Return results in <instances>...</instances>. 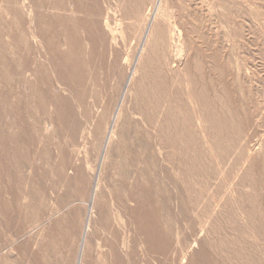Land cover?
Segmentation results:
<instances>
[{"label":"rangeland","instance_id":"1","mask_svg":"<svg viewBox=\"0 0 264 264\" xmlns=\"http://www.w3.org/2000/svg\"><path fill=\"white\" fill-rule=\"evenodd\" d=\"M211 1L212 2H210V0H203L202 2V0H200L198 3L197 0H176V6L171 8V13L175 21L179 19L177 23L182 27L181 33L184 41L182 51L183 59L180 68H177L178 73L173 74L172 78H168L167 84H164L165 87H167V94H169V89H172V91L174 89H182L185 92L182 99L186 105L187 112H189V114L191 113L190 115L188 114L189 119L187 127L189 131L186 129L187 132H185L189 134H185V138H183L184 141L182 140L184 144L189 145H184L185 147H183V143L180 138H178V144L176 143L178 146L174 145L175 147H173V150H170L172 153H175L174 155L177 157L178 154H180L178 150L182 148L180 149L181 154L184 150L186 156L183 155L186 157V160L187 158L188 160H196H194V165H198H195V168L201 169V167H208V169L212 170V173H210L209 170V173L207 171L209 177L213 176L210 178L211 181H207L208 176L204 174L205 177L203 176L198 179L200 182H207L206 184L211 183L212 186L216 185L214 184L216 182L220 184L216 194L212 188L204 189L207 192L203 190L204 194L203 191L193 193V198H195L193 199L191 196L188 199L191 200L192 198L193 203H187V200L186 207L203 206L206 207V212H209L210 209L208 208H210L209 205H211V202L213 203L214 200H218L219 208H217L212 215L215 214L216 218L219 220V224L216 226L219 225V227H222L224 220L226 218L228 219L232 211L235 215L239 216L242 212L241 210L251 206L250 202L252 201L254 202L253 204H256L259 209H261L264 217V0ZM102 2L104 8L105 5L116 8L118 4L117 8L120 6L125 9L124 13L125 11L127 12L125 16L127 17L129 15L134 23L131 21L130 23L133 24L131 26V24L128 23V17L122 19L120 17V11H115L114 16L118 21L113 25L114 40H111L106 47H98L92 62H88V60L84 58L86 76L81 83V89L85 91L84 102L79 101L74 87L71 88L60 82L56 83L57 91L66 99L67 106L70 112L72 111L71 116L68 118V123L72 125L74 118L80 121V123H82V134L74 139L70 132V128H68L70 124H68L67 127L61 126L62 128L59 130L55 127L56 124L49 120L50 116L47 114L45 116L43 113L42 115L40 114V118H42L44 127L42 128L40 126L41 128L37 131H32V134L31 132L26 134L24 132L21 133V131L15 133V129L8 130V132L19 134L21 137L23 135L25 138L31 134L32 138L34 139L35 137L36 140L34 139L35 142L26 145L27 153L25 155H27V160H25V163L27 164L19 167L16 163H13V166L8 167L9 169L11 168L12 174H5L2 172L3 181H6L8 186L4 183V185L7 186L6 191L3 188L0 196L1 200H6L9 206L6 207L7 225L5 230L2 223H0V237L5 238V245H3L0 252L3 251V254L7 258L5 262L1 261L0 264H75L76 262L75 259H77L78 245L86 210L84 202L87 201L91 191L92 178L98 164L101 145L110 117L124 87V83L135 64L136 57L139 54L141 55L139 61L141 65L144 64V66L149 67L150 64V61H148L150 59L146 57L145 53V51H148V47H150V41L142 39V34L144 32L142 19L143 17L146 18L145 15L149 12L151 0H102ZM177 7L179 9H177ZM133 10L139 11V14L141 13L139 17H137L138 15L131 16L130 13H133ZM4 12L6 13V11ZM6 17L9 18L12 16L6 13ZM87 50H89V45H86V53H88ZM92 73L96 76V81H98L97 84H93L94 81L91 78ZM105 78L109 80V89L106 90L104 85H102ZM184 78L188 79V81H182ZM190 78L193 84L190 82ZM5 88L10 91L7 99L8 105L6 106L11 108V110L5 107L4 110H1V115H3L4 119L14 120L18 124H21L25 119L22 107L24 87L22 84L15 81L5 86L0 83V90ZM186 91L189 94L191 93L189 97ZM150 96L151 104L153 103V105H151L152 107L156 106L158 107L157 109H166L168 111L172 108L168 101L171 103L173 102L170 100V97L171 99L176 98V94H171L165 98L164 96H160V94L158 96V93L155 94V92H152ZM195 97L198 99L196 100ZM166 99L168 101H166ZM156 101L159 102L155 103ZM205 103L206 106L210 104L208 106L209 111L202 105ZM165 105L168 106L166 107ZM131 107L132 99L130 97V92H127L123 100V109L130 113ZM47 108H49V106H47ZM202 108L208 112H204ZM210 110H213L212 114ZM215 111L217 113H215ZM86 112H88V116ZM175 112L174 108V113ZM205 113L208 114L206 115ZM209 114L211 116L213 115V117L215 114L217 115L215 120L221 124L219 128L221 133L220 131L217 132L213 130V126L210 125V123L201 121L202 125L200 124V120L197 116L200 118H206V116L210 118L211 116ZM224 117L226 121H224ZM90 118L100 122V132L97 139L94 138L92 133V135L89 136L90 133L86 129L88 128L87 126L91 124L93 127L95 125ZM203 118L201 119L203 120ZM193 119H196V122L199 120V123H196ZM188 124H192V126H188ZM71 125L69 127H71ZM92 126L91 128H93ZM219 136L222 138L218 139ZM186 137L189 138L187 139ZM216 139L219 141H216ZM87 140L88 142L86 143ZM198 141H200L201 144ZM196 143L201 145V147ZM195 144L197 145L196 147ZM244 144L246 145L244 146ZM189 146L193 148H188ZM197 147L198 150H195ZM208 147L210 151H208ZM185 149L189 150L186 151ZM1 151H3V147L1 148L0 145V153H2ZM194 151L199 152L200 156L198 153L196 155ZM63 152L66 154L67 158L69 156L70 159V155L71 158L73 155L71 160L76 158L80 161L82 160L84 163L85 180L82 188L79 187V183L67 182V180L64 178L62 179V177L61 180L57 175L56 171L60 161L59 158ZM44 155H46L45 160L42 159ZM196 157L199 158L197 159ZM247 157L249 159H247ZM236 158H239L240 162L239 159L236 160ZM210 160H213L214 163ZM249 162L253 165L251 172L246 169L248 165H250ZM162 163H165V161ZM201 164H203L204 167ZM218 165L224 167H222L221 173L216 170ZM186 166H188V163ZM164 167H167V163ZM182 168L184 169L185 166L177 171H171L172 173L169 172L170 176L174 177L177 175L176 177H178L180 175L179 171H185V169L183 170ZM261 170H263V172ZM226 171L228 175L227 173L225 174ZM235 171L236 175L234 174ZM177 172L179 174H177ZM200 172H202V169ZM14 173L17 174L15 175ZM222 173H224V176ZM232 176L234 178H231ZM238 179L241 180L239 181ZM229 181L231 187H233L230 193L229 191L227 193V184ZM157 185L158 188H156L155 192L156 207H164L163 205L166 203L167 207H170L168 211L161 208L160 215L162 213L161 216L163 217L164 214L163 219H168L169 221L166 222L164 220L165 222H162V227L169 226L171 244L166 255L160 253L154 254L156 260L162 261L161 264H188L191 262L193 264H200V250L206 249L209 250L211 255H216L215 252L217 251L205 248V246H207L205 233L199 232L197 234L198 236L196 234L194 236L186 220L181 216L179 207L183 205L184 190L182 191L179 187H176L168 181L165 183L162 176H159L156 181V186ZM173 185L176 188H174ZM241 185L245 186L242 187ZM220 187L221 191L219 189ZM234 188H237L236 191ZM218 192L220 195H218ZM159 193H161L160 196H158ZM166 193H169L170 196ZM222 196L224 198H222ZM249 197H251L250 200H248ZM156 198L157 200L159 199V201H157ZM196 198L198 200H196ZM245 198L248 202L245 201ZM220 199L223 201V204ZM228 200L232 204L229 203ZM195 201H200L203 205L201 204L202 206H200L199 202V204H195ZM224 203L226 205L228 204V206H223ZM221 207L225 208L221 209ZM215 216H212V218ZM193 218L194 221L195 219L197 220V218ZM229 221L231 222L229 228L234 224L235 227H239V230H243V228L247 229V227L251 228L255 225V221L249 223V221H242L239 219V222L230 216ZM206 225L207 230L213 229L210 228V224ZM109 229L101 230L98 244H101L104 238H110L113 234L116 239L123 236V227L120 225V221L115 215L111 217ZM224 230H226L228 235L230 230L227 229V227ZM212 231H214V229ZM212 231L210 235L213 236L212 238L210 236L211 239L209 240L211 243L215 244L218 242V237L215 238L218 231H215V235ZM242 238L251 242L254 247V252H258L259 245L255 242L254 238L248 237L246 233L242 234ZM212 239H214V242H212ZM104 249L103 247L100 248L101 251ZM227 255L226 258L224 257L225 260L222 258V261H228L230 258L229 260L233 259L231 260V264H249L248 260L247 263L245 260L242 262L243 258L240 256L239 258L241 259L238 257L235 259L233 255H228V257ZM164 256H167L168 259H161L164 258ZM180 258L183 261H181ZM178 259L180 261L179 263ZM101 263L102 262L99 261L96 264Z\"/></svg>","mask_w":264,"mask_h":264},{"label":"bare ground","instance_id":"2","mask_svg":"<svg viewBox=\"0 0 264 264\" xmlns=\"http://www.w3.org/2000/svg\"><path fill=\"white\" fill-rule=\"evenodd\" d=\"M175 1L151 0L149 12L146 13V18L143 17L142 19V25L144 26L142 39L150 41V47H148L147 52L145 51L146 57L150 59L148 60L150 61V69L148 66H144V64L141 65V62L139 63L141 55L137 54L136 61L134 60L135 64L124 83V87L110 117L101 145L98 164L92 178L91 191L87 201L84 202L86 206L85 217L75 264H96L99 261L102 262L101 264H161L162 261H157L154 254L160 253L166 255L168 253L171 244V233L168 228L169 226L162 227V222L164 220L167 222L168 219H163L164 214L163 217L161 216L162 213L160 215L161 208L168 211L170 207H167V203L163 205L164 207H156L155 192L156 188H158V185L156 186V181L159 176L163 177L165 183L168 181L176 187H179L182 191L184 190L183 205L179 207L182 218L186 220L194 236L199 232L205 233L207 239V246H205V248L218 252H215L216 255H211L209 250H200V264H226L228 261V264H231V260L233 259L229 260V258L228 261L226 260L227 262L222 261V258L225 260L227 254L233 255L235 259L240 256L243 258L242 262L245 260L247 263L248 260L249 264H264V217L261 209H259L256 204H253V201H249L251 206L241 210L242 212L239 216L235 215L233 211L229 215L237 221H239V219L242 221H249V223L255 221V225L253 224L254 226L251 228L249 227L250 229L248 227L247 229L243 228V230L241 226V230H239V227H235L234 224L229 228L231 223L229 221V216L228 219L226 218L224 220V224H221L222 227H219V225L216 226L219 224V220L216 218L215 214L212 215V213L219 208L218 200H214L213 203L211 202V205H209L210 208H208L210 209L209 212H206V207H203L200 201H195L194 203H200L202 207H186L187 203H193V193L202 192L206 188H212L216 194L220 184L216 182L214 183L216 185L212 186L211 183L206 184L207 182H200L198 179L203 176L205 177V175L208 176L207 171L209 170L210 173H212V170L201 164L204 168L201 167L202 172H200L201 169L199 167L200 170L195 168V165H198H194L195 159L188 160L187 158L186 160L184 150L181 154L180 149L182 148L179 149L178 147V151H180L181 155L178 154L177 157H175V153H172L170 150H173V147H175L174 145L178 144V138H180L182 142L183 138H185V134H189L185 132L189 131L187 123L189 115L191 114L187 112L186 105L182 99L185 92L182 89H174L173 91L169 89V94H167V87H165L168 78H172L173 74L178 73L177 68H180L183 59L182 51L184 41L181 33L182 27L177 23L179 19L176 18L177 20L175 21L171 13V8L176 6ZM197 1L198 3L200 2V0ZM210 2L212 1L210 0ZM116 6L118 7V4ZM117 7L113 8L110 5H105L104 8L102 0H0V83L5 86L15 81L23 85L24 100L22 107L25 114V119L21 124H18L14 120L4 119L3 115H1V110H4L5 107L11 110V108L6 106L8 105L7 99L10 91L6 88L0 90V145L1 148L3 147V151H1L3 154L0 153V195L2 189L4 188L6 191V187L8 186L6 181H3L2 172L5 174H12L11 168L9 169L8 167L13 166V163H16L19 167L27 164L25 163V160H27V155H25L27 153L26 145L36 140L35 137L34 140L31 136L32 131H37L41 127H44L40 114L42 115L43 113L45 116L46 114L50 116L49 120L55 123V127L59 130L62 128L61 126L67 127L68 124L71 125V123H68V118L71 116L72 111L70 112L66 99L57 91L56 83L60 82L71 88L74 87L79 101L84 102L85 91L81 89V83L86 76L84 58H86L88 62H92L96 49L98 47H106L111 40H114L113 25L118 21L114 16L115 11H120V17L122 19L128 17V23L132 21L129 15L127 17L125 16V13L127 14L126 11L124 13L125 9L120 6L119 8ZM177 9L179 8L177 7ZM137 10H133V13H130L131 16L138 15L137 17H139L141 13L139 14ZM4 11L12 17L7 18ZM132 25L133 24H131V26ZM86 45H89V50H87L88 53H86ZM91 78L94 81L93 84H97L98 81H96L97 79L94 73L91 74ZM183 80L186 82L188 81V79L185 78L182 79V81ZM191 83L193 84V82ZM102 85H104L105 90L109 89V80L105 78ZM127 92H130V97L132 99L130 113L123 109V100ZM152 92H155V94L158 93V96L160 94V96H164L165 98L171 94H176V98L171 99L170 97V100L173 101L172 103L166 99L172 107H169L171 113L165 108V110L160 108L159 110L157 109L158 107L155 106V108L151 106L153 105V103L151 104L150 96ZM186 94L189 97L191 93L189 94L186 91ZM204 99L208 100L207 98ZM158 102L156 101L155 103ZM202 105L208 110L210 104L207 106L206 103ZM47 106H49V108H47ZM174 108L176 111L175 113ZM205 109H203L204 112L207 111ZM212 111L213 110H210L211 114ZM87 113L88 112H86V115ZM215 113L217 112L215 111ZM215 115L214 117L210 115V118L207 116L206 118L201 117L203 120L199 116H196L200 120H198L200 124L201 121L210 123V125L213 126V130L217 132L220 131L221 133V130H219L221 124L215 120V117H217V115ZM90 120L93 121L95 125L93 127L91 124L87 126L88 128L86 129L90 133L89 136L93 134L94 138L97 139L100 132V122L94 121L93 118H90ZM224 121H226V118ZM81 125L82 123L74 118L71 127L68 126L74 139L82 134ZM91 126L93 128H91ZM188 126H192V124H188ZM10 129H15V133L21 131V133L24 132L26 134L31 132V134L25 138L23 135L21 137L19 134L8 132ZM186 129L188 130L186 131ZM220 136L218 139L222 138ZM186 138L188 139L189 137ZM216 141L219 140L216 139ZM87 142L88 140L86 143ZM198 142L200 143V141ZM196 144L195 147L199 145ZM182 145L185 147L184 145L187 146L189 144L183 143ZM245 145L246 144H244V146ZM190 147L191 146L188 148ZM199 147H201V145H199ZM185 150L187 151L189 149ZM195 150H198V147ZM208 151H210V149ZM197 153L199 155V152H196V155ZM46 155L42 157L43 160L46 159ZM196 155L194 154L193 156ZM72 158L71 155L70 159L69 156L67 158L66 154L63 152L59 158L60 161L56 172L60 179L62 177V179H66L67 182L79 183V187L82 188L85 180V165L82 160L80 161L76 158L71 160ZM238 159L236 158V160ZM247 159L249 158L247 157ZM163 161H165V163H162ZM166 163L167 167H164ZM187 163L188 166H186ZM184 166L185 171H179L180 175L178 177H176L177 175L174 177L170 176L169 172L173 170L177 171ZM252 166V163H250L246 169L251 172ZM222 167L218 165L216 170L221 173V169L224 168ZM261 171L263 172V170ZM179 173L177 172V174ZM226 173L228 175L227 171L225 174ZM223 174L224 173H222V175ZM234 174L236 175V171ZM212 177H206L208 179L207 181ZM231 178L234 177L232 176ZM230 181L227 184L228 188L226 187L227 193L228 191L230 193L233 187H231ZM4 183L7 186L4 185ZM244 186L245 185L242 187ZM219 189L221 191V187ZM160 194L161 193H159L158 196H160ZM166 194L169 195V193ZM218 195H220V193ZM191 196V200H188ZM222 198L224 197L222 196ZM250 198L251 197H249L248 200H250ZM196 200L198 199L196 198ZM229 200L228 202L231 203ZM248 200L246 199L245 201L248 202ZM157 201H159V199ZM221 202L223 204L222 200ZM225 205L224 203L223 206ZM8 206L6 200L2 201L0 196V223H2L4 230L7 225L6 207ZM226 206H228V204ZM225 207H221V209ZM113 215L118 217L120 225L123 227V236L116 239L113 234L110 238H104L102 243L98 244L101 230L109 229L111 217ZM212 216L215 217L212 218ZM193 217L197 218V220L195 219L194 221ZM206 224H210V228H213L214 231L209 228L210 231L207 230ZM226 227L230 230L228 235L226 230H224ZM211 231L214 235L215 231H218L215 237H218V242L215 244L211 243L209 240L213 236L210 235ZM244 233H246L248 237L254 238L255 242L259 245L257 253L254 252L252 243L245 240L246 237L245 239L242 238V234ZM213 240L214 239H212V242H214ZM4 242L5 238L0 237V250L3 248V245H5ZM102 247L105 248L103 251L100 250ZM3 253V251L0 252V262H5V259H7ZM166 258L167 256H164V258L161 259L165 260ZM179 262L178 259V263ZM188 264L193 263L191 262Z\"/></svg>","mask_w":264,"mask_h":264}]
</instances>
